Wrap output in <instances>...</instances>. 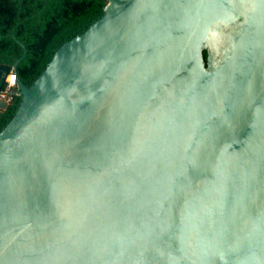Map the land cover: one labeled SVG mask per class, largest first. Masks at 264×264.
Returning <instances> with one entry per match:
<instances>
[{
	"label": "water",
	"instance_id": "obj_1",
	"mask_svg": "<svg viewBox=\"0 0 264 264\" xmlns=\"http://www.w3.org/2000/svg\"><path fill=\"white\" fill-rule=\"evenodd\" d=\"M18 61L0 264H264V0H108Z\"/></svg>",
	"mask_w": 264,
	"mask_h": 264
},
{
	"label": "trees",
	"instance_id": "obj_2",
	"mask_svg": "<svg viewBox=\"0 0 264 264\" xmlns=\"http://www.w3.org/2000/svg\"><path fill=\"white\" fill-rule=\"evenodd\" d=\"M107 1L0 0V63L12 66L19 58L17 76L24 84H30L54 50L99 17ZM203 57L206 58L205 50ZM19 100L20 96L13 94L0 110V129Z\"/></svg>",
	"mask_w": 264,
	"mask_h": 264
},
{
	"label": "built area",
	"instance_id": "obj_3",
	"mask_svg": "<svg viewBox=\"0 0 264 264\" xmlns=\"http://www.w3.org/2000/svg\"><path fill=\"white\" fill-rule=\"evenodd\" d=\"M17 79L14 72L7 73L2 87L0 88V99L4 100L6 103L10 102L13 94H17L16 87Z\"/></svg>",
	"mask_w": 264,
	"mask_h": 264
}]
</instances>
